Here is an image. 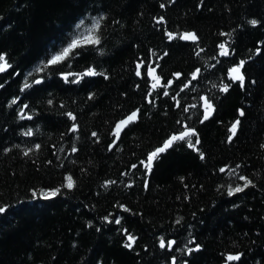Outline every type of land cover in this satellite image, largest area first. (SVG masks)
Listing matches in <instances>:
<instances>
[{
  "label": "trees",
  "instance_id": "16d2710c",
  "mask_svg": "<svg viewBox=\"0 0 264 264\" xmlns=\"http://www.w3.org/2000/svg\"><path fill=\"white\" fill-rule=\"evenodd\" d=\"M0 55V264H264V0H0Z\"/></svg>",
  "mask_w": 264,
  "mask_h": 264
},
{
  "label": "snow or ice",
  "instance_id": "6c2138e0",
  "mask_svg": "<svg viewBox=\"0 0 264 264\" xmlns=\"http://www.w3.org/2000/svg\"><path fill=\"white\" fill-rule=\"evenodd\" d=\"M101 19H102V17L94 20L92 27L87 30V33L82 38L74 39L68 45V47L64 48L59 54L53 56L48 61V64L54 65V64L61 63L62 61L66 60L73 53V51L76 48L85 47V46H89V45H92V46L98 45L100 43V37L97 35V33L99 31ZM250 23L255 25L257 22L253 20ZM78 27H79V25H78ZM167 35H168V38L170 40L175 38L173 33H167ZM179 38L181 40H191V41H196L198 39V37L196 36L195 33H183L180 35ZM220 49H221V52H220L221 55H228V50L226 49L225 45H223V44L220 45ZM243 63L244 62L241 61L239 66L233 67L229 71V78L233 81H240L241 85H243V81H244V76L241 72V68L243 67ZM8 67H10V65L7 64L5 57L3 55H0V72H4ZM139 68H140V66L138 65L137 66V73H136L138 76L141 74L139 71ZM198 72H199V69H197L196 73H193V79H196ZM97 74L98 73H96L95 70L89 69L83 75L95 76ZM149 75L152 76V78L154 80V83L152 85L153 89H155L158 86H161L159 77H157L155 75V69H151L149 71ZM176 75L179 76V74H176ZM36 83H40V81H36ZM169 84H171V81H169ZM24 87L27 88V87H30V85L25 83ZM221 91L227 92L228 86L224 85L221 88ZM164 94L168 95L167 92H165ZM202 99L204 100V119L207 120L209 118V116L212 114V112L214 111V108H213V105L208 101V99L206 97H203ZM13 103H15V101H13ZM138 111L139 110H137L136 112H133L126 119L120 121L116 125V129H115L113 135L116 136L117 138H119L120 132L123 130V128L126 127L129 123L134 122L137 119ZM185 111H187V109H185ZM240 114L243 115V112H241ZM68 115L72 120H75V117L71 113H69ZM21 118H24V117L22 116ZM28 118L30 119L31 117H28ZM238 125H239V120H237L235 123H233L232 127L230 128L229 131L231 132L232 135L229 137V140H231L232 137L236 135ZM71 130L73 132L77 131V126L74 124ZM24 134L30 136V135H32V132H31V130H29L28 132H26ZM92 135L95 136L96 133H93ZM194 135H196L194 130L186 129L181 134L174 135V136L170 137L168 140L165 141V143L162 147L157 148L155 151L148 154L146 163L144 161H142L141 163L144 165V167L148 171H151L152 164H153L154 160L157 159L161 153L165 152L168 148H170L176 141L187 140L188 146L190 148H195V144H193V142L191 140V137ZM198 143H199V139L197 138L196 144H198ZM36 147L39 148V145H37ZM72 151L75 152L76 148L73 147ZM27 154L28 153L25 152V155H27ZM203 158H204L203 154H201V159H203ZM221 171H224V169H221ZM240 179L245 181L243 187L237 186L235 188H229L228 194L230 196L235 194V193H239V192L244 191V189L247 188L251 184V181L247 180L245 177H240ZM64 186L69 188V189H71L74 186V181H73L71 176L66 177V184ZM58 192H59V189H56L52 192L44 193L43 198L44 199H50V198L54 197L55 195H57ZM4 211H5V209L0 207V213H3ZM116 223H119V220H117ZM128 241L129 242L125 244V247L131 248L132 244L135 242V238L133 236L129 235ZM174 243H175V241H169L168 247L170 248L172 246V244H174ZM160 247L161 248L165 247V242L163 241V239L160 241ZM198 247L199 246H197V249H198ZM189 251H193V250H189ZM239 259H240L239 255H228L226 257V260L228 262L238 261ZM173 264H175V261H173Z\"/></svg>",
  "mask_w": 264,
  "mask_h": 264
},
{
  "label": "water",
  "instance_id": "95a60500",
  "mask_svg": "<svg viewBox=\"0 0 264 264\" xmlns=\"http://www.w3.org/2000/svg\"><path fill=\"white\" fill-rule=\"evenodd\" d=\"M187 41L194 42V41H191V40H187ZM142 68H143V66L140 65L139 70H142ZM7 69H8V68H7ZM7 69H6V70H7ZM151 69H155V75H156L157 68H150L149 71H150ZM241 72H242V69H241ZM242 74H243V73H242ZM149 76H150V75H149ZM156 76H157V75H156ZM243 76H244V75H243ZM157 77H158V76H157ZM150 79H151L152 81H154L153 78H152V76H150ZM237 82H239V81H237ZM203 102H204V100H203ZM203 107H204V104H203ZM213 108H214V107H213ZM213 114H214V111H213L212 114L209 116V118L212 117ZM137 118H138V117H137ZM136 120H137V119H136ZM136 120H135V121H136ZM135 121H134V122H135ZM131 123H133V122H131ZM131 123H129L126 127L123 128V130L120 132L119 138H117V137L115 136V143L120 139V137L122 136V134H123V132L125 131V129H126ZM115 129H116V127H115ZM178 135H179V134H178ZM115 143L113 144V146L115 145ZM170 148H171V147H170ZM170 148H168V149H170ZM168 149H167V150H168ZM173 245H174V244H172V246H173Z\"/></svg>",
  "mask_w": 264,
  "mask_h": 264
},
{
  "label": "bare ground",
  "instance_id": "6f19581e",
  "mask_svg": "<svg viewBox=\"0 0 264 264\" xmlns=\"http://www.w3.org/2000/svg\"><path fill=\"white\" fill-rule=\"evenodd\" d=\"M203 104H204V102H203ZM169 150V149H168ZM167 151V150H166Z\"/></svg>",
  "mask_w": 264,
  "mask_h": 264
}]
</instances>
